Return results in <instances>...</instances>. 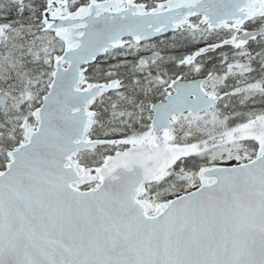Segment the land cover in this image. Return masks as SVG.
Segmentation results:
<instances>
[{
    "label": "snow or ice",
    "instance_id": "obj_1",
    "mask_svg": "<svg viewBox=\"0 0 264 264\" xmlns=\"http://www.w3.org/2000/svg\"><path fill=\"white\" fill-rule=\"evenodd\" d=\"M0 264H264V0H0Z\"/></svg>",
    "mask_w": 264,
    "mask_h": 264
}]
</instances>
